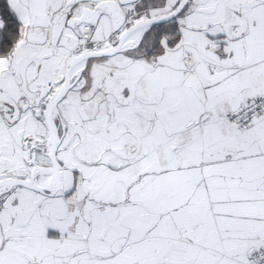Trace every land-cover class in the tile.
I'll use <instances>...</instances> for the list:
<instances>
[{
    "label": "snow or ice",
    "instance_id": "snow-or-ice-1",
    "mask_svg": "<svg viewBox=\"0 0 264 264\" xmlns=\"http://www.w3.org/2000/svg\"><path fill=\"white\" fill-rule=\"evenodd\" d=\"M0 264H264V0H0Z\"/></svg>",
    "mask_w": 264,
    "mask_h": 264
}]
</instances>
